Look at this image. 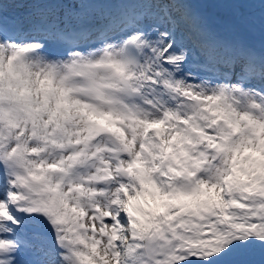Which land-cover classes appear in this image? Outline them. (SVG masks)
Instances as JSON below:
<instances>
[{"label":"snow or ice","instance_id":"1","mask_svg":"<svg viewBox=\"0 0 264 264\" xmlns=\"http://www.w3.org/2000/svg\"><path fill=\"white\" fill-rule=\"evenodd\" d=\"M0 264H264V0H0Z\"/></svg>","mask_w":264,"mask_h":264}]
</instances>
